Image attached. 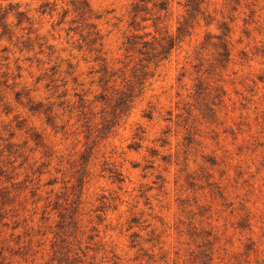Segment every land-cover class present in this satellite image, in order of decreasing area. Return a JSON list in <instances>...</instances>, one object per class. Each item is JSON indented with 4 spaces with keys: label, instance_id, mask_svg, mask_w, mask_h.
Returning <instances> with one entry per match:
<instances>
[{
    "label": "rangeland",
    "instance_id": "374dc122",
    "mask_svg": "<svg viewBox=\"0 0 264 264\" xmlns=\"http://www.w3.org/2000/svg\"><path fill=\"white\" fill-rule=\"evenodd\" d=\"M82 1L0 0V264H264V0Z\"/></svg>",
    "mask_w": 264,
    "mask_h": 264
},
{
    "label": "trees",
    "instance_id": "16d2710c",
    "mask_svg": "<svg viewBox=\"0 0 264 264\" xmlns=\"http://www.w3.org/2000/svg\"><path fill=\"white\" fill-rule=\"evenodd\" d=\"M73 1H79L80 5L83 6L86 4L82 1V0H73ZM138 2H143V0H135ZM204 2V0H188L185 8H186V13L189 17H193V15L199 11V6ZM167 4L165 3V1H160L159 4H157V7H159L160 10H165L166 9ZM138 8V6H134V11H136V9ZM18 16H21V14H18ZM5 18V13H0V21L2 19ZM6 27H3V33H5V29ZM185 28L184 26H181L178 29V32H180L181 30L183 31ZM98 37V33L95 34ZM164 41H162V43H159L157 45V47H155L153 44L148 43L147 41L142 42V43H136L135 41H128L127 42V49H132L134 48L133 46L140 44L142 46V49L148 48V52H151L153 54V58H158L159 60H164L166 59V57L169 55L170 51L175 47V40L171 39V38H166V39H162ZM132 93L133 91L131 90V92L129 94H120L119 97V103H118V109L119 111L122 112H126L127 109L129 108L130 103H132Z\"/></svg>",
    "mask_w": 264,
    "mask_h": 264
}]
</instances>
